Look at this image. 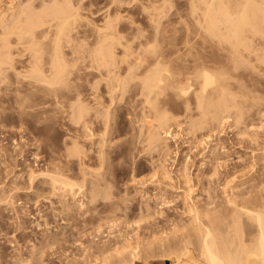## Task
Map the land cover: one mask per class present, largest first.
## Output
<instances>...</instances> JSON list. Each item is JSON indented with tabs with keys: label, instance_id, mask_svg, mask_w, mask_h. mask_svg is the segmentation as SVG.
<instances>
[{
	"label": "rangeland",
	"instance_id": "obj_1",
	"mask_svg": "<svg viewBox=\"0 0 264 264\" xmlns=\"http://www.w3.org/2000/svg\"><path fill=\"white\" fill-rule=\"evenodd\" d=\"M23 1L25 0L17 2ZM38 1L32 0L31 3L26 0L22 4L34 3L36 6ZM161 1L76 0L73 5L77 4L74 5L77 8L79 6V14L82 19L87 20H84L86 24L79 28L88 33L87 36L90 37L95 28L97 30L105 26L109 19V23L114 25L120 37H123L122 40L136 46L140 42H148L150 37L153 41V34L156 33L154 31L159 28L165 31V33L158 31L163 33L161 36L157 32L159 40L166 44L173 38L172 34L177 27L192 26L193 22H190L191 18L188 17L191 10L189 0H167L166 4ZM0 4L3 5L0 8H5L11 1L9 3L8 0H3ZM259 29L263 33L261 31L256 37L253 36L251 44L256 48L254 50L258 55H249L247 61L249 63L242 65L238 72L244 89L249 94L248 107L250 105L251 108L249 116L239 126L240 128L232 126V123L225 125L224 136L216 139L215 135L209 134L214 138L212 139L214 145L220 142V146L221 141L222 145H227L223 146L227 148V154L220 153L221 151L220 154H215L218 155L217 158L221 157L219 164L223 166L225 163L224 165L232 169L231 172L236 169L233 177L229 178L235 183H230L231 186H228L226 191L221 184L224 183L223 176L217 174L219 176L217 177L214 174V166L211 163L215 156L207 155L209 149L204 151L201 149L203 152L194 155L197 152L194 148L197 145L195 143H198L199 135L202 137L206 135V130L199 131L198 138L197 133L196 137L192 138L193 135L190 136L188 131L187 133L184 131L186 130L184 125L180 128L171 122L173 138L167 139V148L170 152L167 155L154 152L153 165L148 161L151 159L148 157L150 155L142 151L140 140L134 137L136 128L132 127L134 125L131 121H134L135 116L128 115L126 108L110 107L104 100H98L101 103H94L92 84L94 77H87V80L84 78L79 82L80 100L85 107L81 104L85 112L83 111L84 117L79 119L75 108H72L69 102L72 95H66L62 104L57 106L55 99L50 97L55 101L53 102L48 96L45 100L52 102L47 103L48 106L47 104L42 106L40 104L43 101L39 96H31L26 92L18 94L12 76L10 80L0 82V200L4 201L0 203V258H2L0 264H22L23 259L31 260V264H85L93 261L94 253L98 255L103 249L101 247L106 245L114 249L115 246L120 247L125 239H130L134 244H141L146 250L148 244L153 243L152 250H148V254L152 256L149 261H162L159 257L163 256L167 249L160 247L159 242L166 241L167 244L174 246L181 244L189 235L192 217L186 209L189 202L183 201L187 196L185 193L188 191L187 188H192V199L198 201L204 210L213 209L207 207L209 197L219 206L216 210H220L225 206L227 199H233L235 196L238 197V202L254 197L256 193L253 186L258 183L259 177L263 178L260 176L262 174L260 170L264 167V161H261L264 159L262 149L264 145L259 147L264 142V22ZM92 38H89L90 41H93ZM21 100L24 101L23 106L20 105ZM120 104L122 106V103ZM170 109L172 110H169V113L171 112L169 115L176 121L177 117H180V121L182 113L178 114L172 107ZM107 111L111 112L109 116L113 122L108 124L112 126L111 134L103 132L106 128L105 122L110 118ZM140 112L141 108L132 110L135 114ZM94 127H97L95 131ZM253 140L256 144H253ZM72 142L80 147L84 155L80 153L79 157L70 156ZM99 152L106 156L105 160H109L105 162L104 168L99 167L98 160L94 159ZM162 168L169 171L173 178L172 182L161 177ZM185 168L186 174L191 178L188 185H184L181 176ZM256 171L258 172L255 173ZM46 172L54 175L63 174V177L77 182H81L86 176L89 191L94 190L96 186L101 190L95 192L99 198L96 202L89 203L88 191L85 193L86 197L80 194L76 200L69 197L64 199L57 192H51L50 182L40 175ZM30 176L34 177L33 181ZM219 178L222 179L221 182L218 181ZM102 185L109 189L106 198L100 197L101 193V195L105 193L99 189ZM233 186L238 187V190H232ZM222 190L227 193L224 194ZM82 202L84 207L79 205ZM61 209L68 219L61 217L63 215L60 213ZM64 221L66 225L62 224ZM46 224H49L48 227H44ZM197 242L195 237L191 239L193 246L188 245L191 251L197 246ZM45 244L49 246H46L42 259L38 262L36 258L39 257L35 256L33 260V247L40 249ZM194 254L197 257V254ZM166 262L172 264L170 261Z\"/></svg>",
	"mask_w": 264,
	"mask_h": 264
},
{
	"label": "bare ground",
	"instance_id": "obj_2",
	"mask_svg": "<svg viewBox=\"0 0 264 264\" xmlns=\"http://www.w3.org/2000/svg\"><path fill=\"white\" fill-rule=\"evenodd\" d=\"M8 1L9 3L11 1L9 6L0 8V82L10 80L12 76L16 92L39 96L43 101L40 104L42 106L52 102L53 99L50 97L55 99L56 102L54 100L53 102L57 106L62 104L66 95H72L71 97L74 98L70 97L69 102L72 108H75L74 111L79 119L82 118L85 108L80 100L79 82L84 78L87 80V77H94L92 83L94 103L104 100L110 107L126 108L128 115L135 116L134 121H131L134 125L132 127L136 128L134 137L140 140L142 151L150 155L148 157L151 159L148 161L151 164L154 161V152L163 155L170 152L167 148V139L173 138L170 124L174 123L180 128L184 125L186 127L184 131L186 133L188 131L190 136L193 135L192 138L196 137V133L198 138L199 131L206 130V135L208 132L207 136L199 135L200 139L198 138V143H195L196 147L192 142V147L197 149L194 155L197 156L202 150L209 149L207 155L216 157L212 158L211 163L214 166V174L216 176L220 174L224 178V183H221L223 189H228L230 183H235L229 178L233 177L236 169L231 172L232 169L224 165L225 163L221 166V163L219 164L221 157L217 158L218 155H215L225 154L227 145H222V141V147L219 146L220 142L214 145L212 139L224 136L223 128L230 123L240 128L239 126L249 116L251 109L250 105L248 107L249 94L245 91L238 72L242 65L249 63L247 62L249 55H258V52H255L256 48L251 44L252 37H256L260 34L258 32L262 31L259 27L264 22V0H189L191 10L188 17L191 18L190 22H193L192 26L184 27L179 22L182 27L177 29L175 27L173 38L171 36L172 39L167 40L166 44L159 40L163 35L158 32L161 30L159 28L154 31L157 35L153 34V41L150 37L149 40L146 39L148 42L143 41L136 46L125 43L115 26L109 23V19L105 26L97 30L92 29L90 37L87 36L88 33L79 29L86 24L83 22L86 19H82L79 14V6L77 8L75 7L77 4L73 5L76 0H39L36 6L34 3L22 4L26 0L22 3L17 2L18 0ZM27 1L32 3V0ZM162 1L165 3L167 0ZM162 31L164 30L160 32ZM48 96L50 102L45 100ZM20 102L23 106L24 101ZM171 107L176 109L178 114L182 113H180L182 115L180 121V117H177L178 121H176L170 116ZM133 108H141V112L132 113ZM110 114L111 112L107 111V116ZM96 118L94 117V121ZM111 120L112 117L107 118V122L104 120L106 128L103 132H111L112 126L108 125ZM94 128L95 131L97 127ZM210 133L215 137L211 138ZM95 134L94 132V137ZM255 142L253 140V144ZM71 144L73 146L69 152L70 156L79 157L80 147L75 142ZM262 144L264 145V142L258 144L259 147ZM262 149L264 150V147ZM82 153L84 155V152ZM100 154L99 158L97 156L94 159L98 160L99 167L104 168L105 162L109 160H105V155ZM256 164L258 165V162ZM163 168L161 177L172 182L173 178L169 171ZM218 169H223L224 172L221 174L220 170L217 172ZM186 171L185 168V173L181 172L184 185L191 183ZM47 172L40 175L50 182L51 192H57L64 199L69 197L76 200L77 195L80 194L86 197L85 193L89 190L85 174L81 182H77L63 177V174L54 175ZM260 172L263 178L259 177L258 183L253 186L256 193L254 197L243 202H238L237 196L227 199L225 206L220 210H216L219 206L211 197L208 198L207 207L213 209L204 210L198 201L192 199V188H187L188 191L185 192L187 196L185 195L183 201L189 202L185 204L187 213L192 217L189 235L181 244L174 246L167 244L166 241L159 242L160 247L167 249L159 258L172 264H264V167ZM30 177L33 181L34 177ZM218 181L221 182L222 179L219 178ZM100 187L99 189L105 191L100 197L106 198L108 187L103 185ZM96 190H98L97 186L88 192L89 203L96 202L99 198L95 193ZM232 190H238V187L233 186ZM2 202L4 201L0 203ZM79 205L84 207L83 202ZM60 213L63 214H60L61 217L67 218L63 209ZM62 224L66 225L65 221ZM48 225L43 226L48 227ZM193 237L198 242L191 251L188 245H191ZM46 246L49 245L45 244L40 249L33 247L32 259L38 256L39 259L36 260L39 262L44 256ZM119 246H115L114 249L106 245L101 247L103 249L98 255L94 253L93 261L85 264L150 263L152 256L148 254V250H152L153 243L148 244L147 250L139 243H131L130 239H125ZM12 247L14 248L15 245ZM23 260H21L22 264H31V260Z\"/></svg>",
	"mask_w": 264,
	"mask_h": 264
},
{
	"label": "crops",
	"instance_id": "obj_3",
	"mask_svg": "<svg viewBox=\"0 0 264 264\" xmlns=\"http://www.w3.org/2000/svg\"><path fill=\"white\" fill-rule=\"evenodd\" d=\"M149 264H168V262H166L165 260L163 261H154V262H150Z\"/></svg>",
	"mask_w": 264,
	"mask_h": 264
}]
</instances>
